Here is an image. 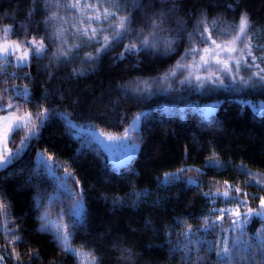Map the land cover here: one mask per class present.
Wrapping results in <instances>:
<instances>
[{"label":"trees","instance_id":"1","mask_svg":"<svg viewBox=\"0 0 264 264\" xmlns=\"http://www.w3.org/2000/svg\"><path fill=\"white\" fill-rule=\"evenodd\" d=\"M69 2L72 0H60L62 5ZM88 2L94 4L97 0ZM83 3L81 0V7ZM139 3L142 7L136 10L133 0H127L126 4H121L126 11L120 15L131 13L132 28L136 32L143 29L147 34L152 31L151 19L159 12L165 13V32L161 35L180 37L173 45L175 52L165 55L164 49L158 48L143 51L139 56L125 54L121 58L123 44H116L94 63L75 60L57 67L50 59L51 52L57 48L49 43V33L42 23L50 13L37 2L34 15L29 18L31 0H0V30L12 26L9 37L23 45L33 37L38 41L43 37L50 50L42 59L33 58L30 67L21 69L14 63L6 67L5 72L18 73L15 79L0 75V80L7 81L0 88L27 86L32 94L27 103L13 99L11 93L6 98L16 105L10 110L12 113L32 114L28 128L17 134L15 142L8 140L12 153L17 151L20 138L26 136L28 130L38 131L18 156L0 168V200L10 205L5 211L11 213V221L4 223L6 228L14 230L12 235L0 232V255L8 248L19 256L17 264H78L77 258L63 251L54 238L57 231L64 230V225H70L74 227L71 246L87 256L86 261L79 256V264H91L90 253L98 258V264H264V253L256 239L257 232L264 228L263 218L252 217L245 226L242 239L252 245V251H243L247 244L241 245V250H234L230 260L216 254L222 247L223 230L231 229L228 218L225 217L223 229L217 228L215 232L203 231L201 220L212 206L203 193L215 191L217 187L223 190L224 181L248 193L246 199L250 208L257 209L260 203L254 197L264 196L260 188L250 183L246 185L254 176L241 171L243 165L252 174H264V85L242 87L224 75V84L218 81L217 89L209 91L200 87L208 82L202 79L197 83L194 75L193 82L183 85L173 78L160 79L177 61L193 63L191 59L188 63L181 60L188 47L183 28L191 32L201 13L207 15L209 28H212V20L217 21L212 31L217 43L231 40L225 32L239 24L242 13H247L254 25L249 30L255 37L253 43H264V0H175V3L139 0ZM52 11L61 18L56 26L66 35L73 24L80 26V16L75 11L66 7ZM95 14L83 13L85 17ZM177 20L186 22L183 28ZM83 26H89L86 18ZM91 27L107 28V24L93 22ZM68 42H73L71 35ZM130 42L124 41L125 44ZM99 46L85 47L80 57L86 52L94 53ZM255 55L261 53L255 51ZM73 68H83L85 74L72 76ZM260 68H264V62H260ZM233 71L244 79L251 75L243 64L239 72ZM26 72L30 73V78H25ZM178 75L180 80L186 77ZM141 81L147 84L139 83ZM176 86L179 89L171 94ZM216 100L215 111L206 115L199 104ZM38 104L53 110L42 128L35 119ZM62 110L71 114V122ZM141 111L140 127L134 130L140 141L139 150L122 165L112 162L101 142L82 128L90 125L122 132ZM41 154L51 157V164L60 165L55 169L56 176L41 162ZM213 155L219 158L223 168L207 164V158ZM189 167L194 170L186 171L180 179L164 182V173ZM65 170L78 178L79 187L83 189L79 215L76 199L61 183ZM189 177L200 182V186L190 185ZM68 186L75 188L71 180ZM133 193L146 195L137 197ZM231 203L239 204L236 200ZM223 205L226 202L217 199L214 206L222 208ZM212 219L215 217L209 216V220ZM180 221L195 231L196 234L189 237L191 243L181 235L186 228ZM42 226H47V230L42 231ZM16 237L21 238L19 242L8 243L16 241ZM238 237H241L240 231H231L230 248ZM213 244L217 245L216 250L212 249ZM4 264H14L13 259L5 256Z\"/></svg>","mask_w":264,"mask_h":264},{"label":"snow or ice","instance_id":"2","mask_svg":"<svg viewBox=\"0 0 264 264\" xmlns=\"http://www.w3.org/2000/svg\"><path fill=\"white\" fill-rule=\"evenodd\" d=\"M39 2L45 11L50 13L45 20L42 21L46 25L45 31L49 33L47 39L49 43L54 45L57 48V51L51 52L50 59L57 67L61 64H70L75 60H80L82 63H94L102 53H106L113 48L116 44H123L124 51L120 53V57L124 58L125 54H131L139 56L143 51L147 50H158V48L164 49V54L168 55L176 51L173 45L177 44L180 40V37H169L161 35L165 32L164 24L167 20V15L163 12L156 14L154 18L151 19L150 28L152 31H149L147 34L144 33L143 29H140L139 32H136L132 28L133 16L131 13L121 16L120 12L126 11V8L121 7V4H126L127 0H97L96 3H89L88 0H84L83 7H81V0H72V2L62 5L60 0H31L33 7L30 8L27 15L31 18L36 9L35 5ZM169 2L175 3V0H169ZM136 10H139L142 5L139 3V0H133ZM107 4V7H105ZM61 7H66L75 11L79 16V27L76 24L72 25V30L67 35L65 31L56 26V22L61 19L58 17L56 12H53L52 9H59ZM231 8V5H228ZM101 9L103 11L101 12ZM111 9V10H109ZM91 11L95 12V15L84 16L83 13ZM88 21V27L83 26L84 19ZM95 22L97 24H107V28H93L91 24ZM184 20H177V24L183 26L185 25ZM209 21L205 13H201L200 19L196 21L193 30L188 32L186 28H183L188 47L185 48L184 54L181 57V60H192V65L182 64L180 61H177L176 65L172 69H169L160 79L168 80L169 78L176 79L177 82L181 85L190 83L193 79L191 75L185 77V79L180 80L179 75H182L184 72L189 71L193 66H198L202 68L205 72L209 68L215 67L217 71L222 72L228 77L230 81L234 84H238L242 87H252L255 84L264 85V68H260V62H264V43H253L255 37L249 34V30L254 27L250 22L249 16L247 13H242L239 19V24L234 28L230 26L231 30L225 32L226 35L231 36L230 41H221L217 43L215 39L212 38V31L216 29L217 21L212 20V28L208 27ZM203 29V31H200ZM5 36L13 32L12 26H5L3 29ZM175 31V30H173ZM233 32L235 35H233ZM105 33H111V35H105ZM135 33V34H133ZM25 36L28 35L27 32L24 33ZM68 35L72 36L73 42L69 44ZM129 40L130 43L125 44L124 41ZM78 41V42H77ZM210 45V47L201 48L199 45ZM240 44L243 47H236L235 45ZM94 45H100L95 48V52H86L83 57H80L79 53L85 47H92ZM25 47L30 48V51H25L23 55L16 56V51L19 48V45H9L6 48L0 49V75L9 76L12 79H15L18 73H7L4 69L11 64H15L17 67L24 69L31 66V61L33 58L42 59L46 54L49 53V47L44 43V38L42 37L39 41L33 37L31 40L25 41ZM261 53L260 56L255 55V51ZM237 53V56L233 54ZM206 56L208 58H206ZM199 57L200 64L196 65V58ZM223 57H227L226 59ZM251 72V75L248 79L243 77H238L235 72H239L241 66ZM46 68L49 66H45ZM253 69H256L253 71ZM85 74L83 68L77 69L73 68L71 75L72 76H82ZM25 78H30V73H25ZM49 79H51V73H49ZM195 81L198 83L202 79H208V83L216 85V80L195 76ZM6 80H0V86L5 84ZM139 83L147 84V81H141ZM220 85L224 84L223 79L219 81ZM204 87L205 85H200ZM147 90V89H145ZM14 94L13 99H22L25 103L30 102L32 98L31 89L27 86H16L9 85L8 87L0 88V112H8L9 116L13 115L10 111L16 108V105L8 102L6 99L9 94ZM59 94V93H57ZM47 99V96L44 97ZM38 111L35 114V119L39 121V127H43L49 117L52 114V109L43 107L42 105H37ZM63 115L68 118L71 122V114L66 110H62ZM32 114L28 113L27 116H19L16 118V122L9 128L5 129V135L3 139H11L15 142L17 134L28 128V121L31 118ZM3 117H0V120H3ZM140 119V114L134 118L133 124ZM74 127V125H73ZM95 126H93L94 128ZM129 129L125 130V135L122 137L108 136V141H125L130 139L128 137ZM38 135L36 130H28L27 135L20 138V144L15 153H10V155L3 160H0V167L6 166L15 156H18L27 146L32 138ZM93 135L101 140L102 136L98 132L94 131ZM41 162L47 167L49 173L53 176H56L57 173L55 169L60 167L59 164L53 162L51 165L48 164V161L51 160V157L45 158L41 154ZM207 164L215 168H223L224 165L220 162L219 158L215 155L207 158ZM194 169L189 168H179L173 173H164L165 183H168L169 180L180 179L186 171L190 172ZM199 172L200 169H195ZM241 171L247 175H254L250 171L241 166ZM61 183L69 192L70 196L76 199V207L80 209L81 199L83 195V189L79 187V180L75 175L67 170L64 171V176L60 178ZM71 180L75 185V188L68 186V181ZM188 183L190 185L200 186L195 178L189 177ZM212 184V181H209ZM252 184L264 191V181L254 179L252 181L246 182L247 184ZM235 193V195H233ZM137 197L146 195V193H133ZM2 195V194H0ZM203 195L209 199L210 204L212 205L208 210L207 216H202L201 220L203 222V231H213L215 232L217 228L223 229V222L225 220V214H227L228 222L231 224L230 230H223L224 239L222 240V247L219 251L216 252L218 257L224 258L225 260H230L234 256V250H241V245L247 244V247L242 249L243 251H252V245L248 242H245L242 239V236L245 232V226L252 217H261L264 218V196L254 197L259 199L260 203L257 206L256 210L248 207V201L246 197L248 196L247 192H242V189L236 185L229 184L228 181L223 182V190L219 187L215 191H209L203 193ZM220 199L226 203H231L233 200L239 202L236 209L233 208H218L215 207V201ZM115 202V201H114ZM244 207V212L239 211V207ZM10 205H7L3 200H0V232L5 233L6 235L14 234V230L11 228H6L5 221H11V213L5 211L9 208ZM47 215V213L45 214ZM79 215V211L77 212ZM209 216L215 217V219L209 220ZM235 217V218H233ZM186 228V231L181 233L185 239H189L190 236H194L196 233L191 228L190 225H187L185 222L180 221ZM63 231H57L55 234V241L60 248L63 249L66 253H70L74 258H77L79 264V256L81 253L71 246L70 240L74 231V227L70 225H64ZM42 231L47 230V226H42ZM240 231L241 237H238L232 241V247L228 246V232ZM21 238L16 237V241L9 240L8 243L12 244L19 242ZM256 239L258 241V246L262 253H264V228L261 231L257 232ZM192 241L189 239V243ZM217 245L213 244L212 249L216 250ZM128 251V250H125ZM91 257V264H98V258L89 254ZM8 256L13 259L14 264H17L19 261V256L15 255L14 249L9 250L5 248L3 250V255H0V264H4V257ZM202 259V258H200ZM243 260V257L240 258Z\"/></svg>","mask_w":264,"mask_h":264},{"label":"rangeland","instance_id":"3","mask_svg":"<svg viewBox=\"0 0 264 264\" xmlns=\"http://www.w3.org/2000/svg\"><path fill=\"white\" fill-rule=\"evenodd\" d=\"M9 45H19V48L16 51V56L23 55L25 51H30V48H26L25 45H23L21 42H19L17 40H14L13 38H10L9 35L5 36L4 31L0 30V49L6 48ZM208 47H210V46H208ZM237 47H238V45H237ZM233 55L238 57L237 53H234ZM198 58H196V65L200 64V60ZM206 58H208V57L206 56ZM223 58L226 59L227 57H223ZM183 62H187L188 63L189 61L183 60ZM189 65H192V64L190 63ZM183 74H185L186 77L189 76V75L207 77V78L215 79L216 82L220 81L224 77V74L222 72H220V71H217V69L215 67H211V68L208 69L207 72H205L202 68H200L198 66H193V67H191L189 69L188 72H184ZM203 80L208 82V79H203ZM200 85H203V84H200ZM204 85H205L204 87L207 90H209V91H212L215 88L217 89V87H218V84L212 85V84L206 83ZM169 88H171V87H169ZM221 88H224V87H221ZM177 89H179V86H176L175 88H173L170 91V93L172 94ZM217 103H218V100H216L214 102L201 101L199 106L202 108V110L204 111V113L206 115H210L211 113H213L215 111V109L217 107L216 106ZM27 114L28 113H25L23 115H19V114L13 113V115H11V116H9V114H6V115H1L0 114V117L4 118L3 120H0V160H3L4 158L8 157L10 155V153H12V150L8 146V140L9 139H6V140L3 139V136L5 135L4 130L9 128V127H11L16 122V118L17 117H19V116H27ZM138 114H140V119L138 121H136L135 124H133V121H134V119H133L132 123L126 128V129H129L128 137L130 139L125 140V141H119V140H117V141H108L107 140L108 136H114V137H122V136H124L125 135V130L122 131V132H110V131H106V130H103V129H100V128H97V127L93 128L90 125H85L82 128H83V130L89 132L92 135H93L94 131H96L99 134H101L103 142H101V140L97 139L94 135H93V137L101 142V144L103 145V147L107 151L108 156H109V158H110V160L112 162H114L117 165H122V164H125L126 162H128L133 157V155H135L137 153V151L139 150V147H140V141L136 138L134 130H136V129H138L140 127V123H141V120H142V117H143V112L141 111ZM3 148H4V152L6 151L4 154L2 152ZM48 164L51 165L50 161H49ZM253 176H254L255 179L264 181V174H256V173H254ZM237 205L238 204H235V203H226V205H223L222 208H233V209H236ZM80 209H79V212H80ZM251 209L256 210L254 208H251ZM239 211L241 213H243L244 212L243 207H239ZM225 217H227V214H225ZM233 218H235V217H233ZM248 223H249V221H248ZM229 227H231V226H229ZM225 230H230V228H227ZM230 235H231V231L228 232V237H227L228 241H229ZM80 253H81L80 257H82L83 260L86 261V257H87L86 254L83 253V252H80Z\"/></svg>","mask_w":264,"mask_h":264},{"label":"crops","instance_id":"4","mask_svg":"<svg viewBox=\"0 0 264 264\" xmlns=\"http://www.w3.org/2000/svg\"><path fill=\"white\" fill-rule=\"evenodd\" d=\"M4 140H5V139H4ZM3 144H4V143H3ZM4 148H5V147H4ZM4 148H3V151H2V152H3V154L6 152V151L4 152ZM0 168H2V167H0Z\"/></svg>","mask_w":264,"mask_h":264},{"label":"bare ground","instance_id":"5","mask_svg":"<svg viewBox=\"0 0 264 264\" xmlns=\"http://www.w3.org/2000/svg\"><path fill=\"white\" fill-rule=\"evenodd\" d=\"M159 105H160V103H159ZM2 114V113H1Z\"/></svg>","mask_w":264,"mask_h":264}]
</instances>
